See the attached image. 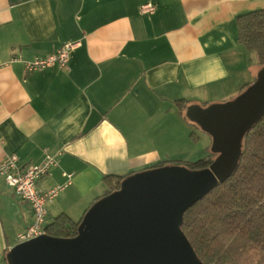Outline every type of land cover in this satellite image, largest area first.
<instances>
[{"label": "crops", "instance_id": "1", "mask_svg": "<svg viewBox=\"0 0 264 264\" xmlns=\"http://www.w3.org/2000/svg\"><path fill=\"white\" fill-rule=\"evenodd\" d=\"M263 9L264 0H0V164L37 165L62 151L39 183H67L47 202L49 224L82 220L108 192L105 176L204 159L181 148L203 138L176 101L224 103L256 80L258 57L239 42L237 19ZM67 43L80 44L69 70H26ZM32 221L1 179L0 264Z\"/></svg>", "mask_w": 264, "mask_h": 264}, {"label": "water", "instance_id": "2", "mask_svg": "<svg viewBox=\"0 0 264 264\" xmlns=\"http://www.w3.org/2000/svg\"><path fill=\"white\" fill-rule=\"evenodd\" d=\"M186 114L212 139L217 157L208 168L135 173L89 208L75 237L17 244L7 264H203L182 230L184 215L237 169L245 135L264 117V68L233 100L191 105Z\"/></svg>", "mask_w": 264, "mask_h": 264}, {"label": "trees", "instance_id": "3", "mask_svg": "<svg viewBox=\"0 0 264 264\" xmlns=\"http://www.w3.org/2000/svg\"><path fill=\"white\" fill-rule=\"evenodd\" d=\"M237 25L239 42L256 53L258 65L264 68V9L240 16ZM176 103L189 120L190 102ZM216 157L211 153L195 163L166 161L154 168L172 164L200 170L208 168ZM126 178L105 176L109 190L104 196L119 190ZM80 223L61 214L46 224L45 231L52 237L73 238ZM182 230L203 264H264V117L245 135L233 175L185 213Z\"/></svg>", "mask_w": 264, "mask_h": 264}, {"label": "built area", "instance_id": "4", "mask_svg": "<svg viewBox=\"0 0 264 264\" xmlns=\"http://www.w3.org/2000/svg\"><path fill=\"white\" fill-rule=\"evenodd\" d=\"M142 12L153 14L155 7L152 4H146L142 7ZM79 45V43H67L55 53L26 63V70L28 72H38L52 68L69 70L72 53ZM61 155L62 151L59 150L55 154H48L42 163L29 166L21 165L17 156H8L0 164V180L3 179L6 185L29 205L33 214L32 223L25 232L17 237V244L47 234L45 231L48 216L47 202L56 198L66 188L67 183L49 191H40L39 183L49 175L53 168L58 167V159ZM67 177L70 178L71 175Z\"/></svg>", "mask_w": 264, "mask_h": 264}, {"label": "rangeland", "instance_id": "5", "mask_svg": "<svg viewBox=\"0 0 264 264\" xmlns=\"http://www.w3.org/2000/svg\"><path fill=\"white\" fill-rule=\"evenodd\" d=\"M193 133H196L197 134V137L199 136H202L203 140L200 142L199 139H195L192 141L194 143H198V146L195 147V149L193 151H191L190 149V146L189 145H184V146H181L182 150H186L188 151L189 153L190 152H200L201 150L204 152V156H202V158H206V154L209 153L211 154V143H209V135L206 134L205 132H203L199 126H194L191 130ZM179 149V148H178ZM209 150V151H208ZM186 151H183V152H186ZM173 159H176V158H173ZM178 159V158H177ZM201 160V157H200V153H198V157L197 158H193V159H178V160H171V161H179V162H183V163H195V162H198ZM170 165V164H169ZM171 166H174L171 164Z\"/></svg>", "mask_w": 264, "mask_h": 264}]
</instances>
